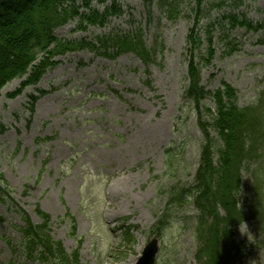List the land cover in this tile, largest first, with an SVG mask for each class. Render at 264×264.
<instances>
[{
    "label": "rangeland",
    "instance_id": "obj_1",
    "mask_svg": "<svg viewBox=\"0 0 264 264\" xmlns=\"http://www.w3.org/2000/svg\"><path fill=\"white\" fill-rule=\"evenodd\" d=\"M97 2L92 4L99 6ZM116 2L125 13L105 29L74 32L75 22L70 21L54 34L76 40L110 29L137 33L153 52L147 64L132 52L114 59L88 50L67 52L35 87L8 97L20 82L15 79L0 90V125L6 128L0 133V175L8 186L5 201H0V264L20 261L7 240H20L13 228L22 226L20 211L39 222L37 208L50 216L51 235L66 253L81 238V264H134L155 239L149 228L160 218L174 184H185L194 172L199 134L196 116L182 97L193 4L186 2L171 21L155 3ZM230 11L261 28H238L219 19ZM205 14L203 23L210 19L216 24L213 57L202 68V84L214 90L226 83L236 89L239 108L251 105L264 86V0H207ZM36 88L47 93L38 97L30 113L28 94L36 96ZM171 143L184 148L174 175L164 154ZM242 182L239 205L244 207L252 199L250 176L243 173ZM184 208L181 214L189 217H173L157 238L158 264H199L192 234L195 208ZM65 214L73 218L75 235ZM127 225L132 226L131 242L124 237ZM232 231L235 240L245 244L236 264H264V242L255 225L245 222Z\"/></svg>",
    "mask_w": 264,
    "mask_h": 264
},
{
    "label": "trees",
    "instance_id": "obj_2",
    "mask_svg": "<svg viewBox=\"0 0 264 264\" xmlns=\"http://www.w3.org/2000/svg\"><path fill=\"white\" fill-rule=\"evenodd\" d=\"M92 1L0 0V89L12 79L22 78L19 88L7 96L18 94L25 86L36 85L46 69L55 65L54 59L67 52L88 50L114 59L130 51L143 63L149 62L153 52L142 44L137 33L119 34L110 29L89 39L55 36L54 31L70 21L75 22L72 31H86L88 27H108L113 18H120L124 13L116 0L104 6L101 3L105 0H97L101 7L93 6ZM144 1L148 6L155 3L171 21L184 11L186 2L193 4L189 7L193 12L192 26L185 38L186 85L182 97L196 116L197 162L190 180L174 184L167 207L180 209L190 203L195 207L197 217L192 234L197 243L194 257L199 264H236L245 244L235 240L233 227L251 222L264 242V86L251 105L239 108L237 92L230 85L222 83L214 90H207L201 83L202 68L213 57L212 31L216 24L210 19L201 21L206 17L207 0ZM219 19L238 28H261L259 23L253 25L245 15L234 11L224 12ZM36 92L37 95L45 93L41 89ZM28 98V109L32 112L37 96L29 94ZM3 131L0 126V133ZM164 154L169 174L176 173L181 146L169 147ZM243 173L251 178L252 196L244 207L239 205ZM1 184L6 188L2 175ZM36 214L41 219L39 224H33L25 214L21 216L25 226L19 230L27 257H37L35 249L40 248L49 261L61 258L69 264L62 248L50 239L48 216L39 209ZM151 232L160 235L157 226ZM125 239L132 241L127 231Z\"/></svg>",
    "mask_w": 264,
    "mask_h": 264
},
{
    "label": "water",
    "instance_id": "obj_3",
    "mask_svg": "<svg viewBox=\"0 0 264 264\" xmlns=\"http://www.w3.org/2000/svg\"><path fill=\"white\" fill-rule=\"evenodd\" d=\"M157 252V241H150L143 249L141 256L135 264H154V257Z\"/></svg>",
    "mask_w": 264,
    "mask_h": 264
}]
</instances>
